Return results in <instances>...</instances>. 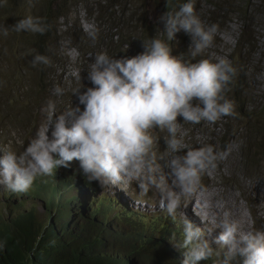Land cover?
I'll list each match as a JSON object with an SVG mask.
<instances>
[{
	"label": "clouds",
	"instance_id": "1",
	"mask_svg": "<svg viewBox=\"0 0 264 264\" xmlns=\"http://www.w3.org/2000/svg\"><path fill=\"white\" fill-rule=\"evenodd\" d=\"M34 2L28 0L29 6ZM6 3L2 0L0 7ZM159 19L164 23L166 39L155 37L144 42L142 53L126 59L95 54L88 73L94 86L83 93L79 92L81 86L71 90V94H78L83 111L70 102L58 112L56 102L49 99L44 109L45 126L35 132L23 151L0 148V184L7 188L0 202V217L31 206L36 214L35 204L42 205L39 198L29 196V189L35 180L42 179L38 176L48 178L60 171L66 180L75 179L81 188L80 178L67 168L75 160L81 171L78 175L90 190L93 182L100 187L135 182L141 195L153 192L168 217L176 220L177 210L200 189L202 174L214 169L218 159L228 154L218 153L211 145L188 147L178 135L177 117L185 123L200 124L234 115L235 104L226 98V93L231 91L229 85L238 70L226 59L192 62L212 45L217 27L204 26L191 0L183 3L179 11L167 10ZM50 27L40 17L28 15L10 28L0 25V35L7 37L10 30L45 34ZM180 30L192 37L190 59L172 55L166 42ZM87 35L94 43L98 30H89ZM41 64L51 66L50 58L35 53L31 65ZM52 94L62 97L65 90L57 85ZM156 127L167 132V147L162 152L155 147L162 137L156 139L150 132ZM185 148V155H177ZM71 186L75 194L81 193L80 188ZM86 200L85 195V210L93 212ZM201 220L223 228L215 237L222 251L210 246L204 228L184 218L181 246L187 251L183 264L210 259L213 264H230L237 254L244 257L243 264H264V229H242L231 217ZM3 248L0 242V250Z\"/></svg>",
	"mask_w": 264,
	"mask_h": 264
},
{
	"label": "rangeland",
	"instance_id": "2",
	"mask_svg": "<svg viewBox=\"0 0 264 264\" xmlns=\"http://www.w3.org/2000/svg\"><path fill=\"white\" fill-rule=\"evenodd\" d=\"M47 1L53 2L35 0L34 6L30 7L28 0H7V3L0 7V25L10 28L28 15L39 17ZM85 1L90 8L77 0H59L60 10L68 14L67 18L58 19L61 31L64 30L66 22H76L86 35L93 29L92 18L96 13L97 0ZM159 2L160 0L139 1L138 15L135 17L137 21L133 25L138 32L144 31V27V32L150 30L152 38L166 39L163 33L164 23L159 19L165 12L156 9ZM186 2L188 0H176L170 11L175 8L179 11L180 6ZM191 2L206 28L212 25L217 27L212 45L198 56L196 61L202 58L213 62L226 59L233 63L237 70L236 60L240 61L241 67L237 76L241 73V81L237 88H231V91L226 93V98L235 104L234 115L222 117L215 123L200 124L185 123L183 118L178 116V135L188 147L211 145L218 153L227 151L228 154L218 159L214 169L202 174L201 187L189 201L190 208L186 212H177L176 220L168 217L153 192L141 195L135 182L105 187L93 182L90 190L78 175L81 173L79 162H71L67 168L69 173L80 178L82 186L79 191L85 193V204H90L88 209L95 212L103 224L111 226L121 234L119 237L108 239L109 242H116V264H183L187 249L181 246L184 239L182 221L187 218L199 226V222L194 219L201 216L194 210L187 213L197 201L204 213L215 220L221 216L231 217L244 227L242 229H264V116L258 113L264 110V0ZM53 9L57 13L55 4ZM51 12L53 14V11ZM246 22L251 24L252 45L244 48L246 38L241 34ZM25 35L32 40H23ZM144 42L148 40L136 42L134 47H131L132 56L144 51ZM166 42L178 55L180 49L189 51L192 37L180 30ZM53 49L54 52L58 51V55H54L52 51L49 56L51 66L43 65L42 69L41 65L33 67L31 61L35 53H38L35 34L10 30L7 37L0 35V148L22 152L35 132L45 126L44 109L49 99L56 102L58 112L70 106V102L73 107L79 106L83 111L84 105L80 104L76 94H71V90L81 86L79 91L84 92L94 86L88 78V73L90 64L95 60V54L92 57L90 54L83 57L65 35L55 39ZM29 52L31 53L27 54ZM41 70L44 78L42 85L45 89H41L39 85ZM57 85L65 88V94L58 99L52 93H47L50 87L54 89ZM234 93L240 96L239 99L234 98ZM150 132L156 139L157 136L162 137L155 147L158 151H164L167 147L164 139L167 136L166 130L161 131L156 127ZM186 152L185 148L178 151L177 155H185ZM2 155L0 152V156ZM6 189L5 185L0 184V202ZM66 189L70 194L75 193L71 185ZM189 203L184 202L182 207ZM35 211L37 218L45 223L46 217L39 203L35 204ZM212 226L219 227L213 224ZM209 230L205 233V239L215 251H222L220 245L213 244L212 230ZM220 230L223 231V228L220 227ZM243 259L244 257L237 254L230 264H243ZM198 264L213 262L211 259L201 260Z\"/></svg>",
	"mask_w": 264,
	"mask_h": 264
},
{
	"label": "trees",
	"instance_id": "3",
	"mask_svg": "<svg viewBox=\"0 0 264 264\" xmlns=\"http://www.w3.org/2000/svg\"><path fill=\"white\" fill-rule=\"evenodd\" d=\"M77 1L90 8L85 0ZM139 1L141 0H136V2L97 0L95 2L96 13L92 18L93 29L98 30L94 43L79 29L76 22H66L64 30L61 31L58 19L67 18L68 14L60 10L59 0L47 1L39 17L51 27L45 34H35L37 52L48 57L51 56L52 51L54 55L55 53L58 55V51L54 52L53 49L55 39L65 35L83 57L87 54L92 57L97 53H106L114 59L131 58L133 57L131 47H134L136 42L146 40L149 42L152 39L150 30L144 32L146 31L144 27V31L138 32L134 28ZM175 1L160 0L156 9L158 11L161 9L163 12L170 11ZM53 4H55L57 13L54 12ZM250 27V23L243 24L241 36L244 35L246 38L244 48L252 45ZM23 40L31 41L32 38L25 35ZM170 49L172 55L190 59L189 51L180 49L177 55L172 47ZM138 54L140 53L137 52L134 56ZM196 60L197 57L192 59V62H197ZM236 63L239 70L241 62L236 60ZM42 75L41 70L39 85L41 89H45L42 85L44 79ZM240 81L241 73L229 87L237 88ZM47 93H53V88L50 87ZM75 97H78V94ZM239 97L234 93L235 99ZM258 113L264 116V110ZM38 177L42 179L34 181L29 189V196L39 198L46 215V222L42 223L37 218L32 206L20 209L16 213L9 211L6 218L0 217V242L4 243V248L0 250V264H116V242H109L108 239L119 237L121 234H118L111 226L103 224L95 212L85 210L83 206L85 195L82 192L78 195L67 193L68 183L78 188L80 184L77 186L78 182L73 178L66 180V176L60 171L58 175L54 171L52 177Z\"/></svg>",
	"mask_w": 264,
	"mask_h": 264
},
{
	"label": "bare ground",
	"instance_id": "4",
	"mask_svg": "<svg viewBox=\"0 0 264 264\" xmlns=\"http://www.w3.org/2000/svg\"><path fill=\"white\" fill-rule=\"evenodd\" d=\"M234 153V152H233ZM211 192V191H210ZM202 197V196H201ZM189 201L190 200H188V201H185V202H188L189 203ZM194 201H196V200H194ZM201 203V202H200ZM210 204V203H209ZM189 205H191V203H189L187 206L185 205V207H181L180 209H178L177 210V212H179V211H184V212H186V210L187 209H189L190 207H188ZM193 207V209H191L190 211H188L187 213H192V210H194L196 213H198L200 216H201V218H204V219H209V220H215L214 218H212L211 216H209L208 214H205L204 213V210H203V208L199 205V201H197V203H196V205L195 206H192ZM191 207V208H192ZM208 211V210H207ZM214 217V216H213ZM201 218L199 217H197V218H195L194 220L195 221H197V222H199V223H197L201 228H204L205 229V233H207V231L209 230V229H211L212 231H211V234H212V238H211V240H212V242H213V244H217V243H215V239H213V238H215V237H217L221 232H222V230H220V226L218 227V228H215V227H213L212 226V224L210 223V222H208V221H202L201 220ZM241 228H244L243 226L241 227Z\"/></svg>",
	"mask_w": 264,
	"mask_h": 264
}]
</instances>
